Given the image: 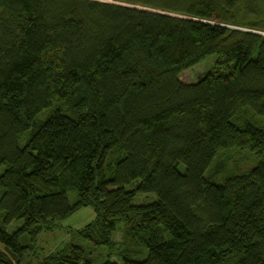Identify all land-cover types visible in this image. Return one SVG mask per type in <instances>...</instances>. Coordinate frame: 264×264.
<instances>
[{
    "label": "trees",
    "instance_id": "trees-1",
    "mask_svg": "<svg viewBox=\"0 0 264 264\" xmlns=\"http://www.w3.org/2000/svg\"><path fill=\"white\" fill-rule=\"evenodd\" d=\"M0 167V264H264V0H0Z\"/></svg>",
    "mask_w": 264,
    "mask_h": 264
},
{
    "label": "rangeland",
    "instance_id": "rangeland-1",
    "mask_svg": "<svg viewBox=\"0 0 264 264\" xmlns=\"http://www.w3.org/2000/svg\"><path fill=\"white\" fill-rule=\"evenodd\" d=\"M215 55H210L206 57L203 61L199 62L189 70L182 72L179 76V79L183 83H195L204 77L207 72V68L215 62ZM228 155L234 157L233 162L240 163V167L245 166L251 158L253 167L257 161L253 160L252 155L249 151L246 150H231L226 153L222 152L216 158H220L222 155ZM236 156V157H235ZM247 161V162H246ZM250 167V168H251ZM181 168V165L179 166ZM229 168L231 166L229 165ZM3 167H0V175L3 172ZM239 173V172H238ZM137 182L134 183V185ZM132 188V186L127 187V189ZM75 198V195L72 196L71 200ZM93 218V213L89 209H80L77 213L67 218L63 222L60 223V227L52 232L42 233L38 239L37 246L35 248V252L33 256H31L30 260L35 263L38 259L43 256L55 251L65 248L69 243L73 242L72 239L69 238L67 230L77 229L85 224L89 223ZM22 224L21 221H14L8 227L6 232L8 234H12L18 227ZM3 249L2 247H0ZM28 262V261H27Z\"/></svg>",
    "mask_w": 264,
    "mask_h": 264
},
{
    "label": "water",
    "instance_id": "water-1",
    "mask_svg": "<svg viewBox=\"0 0 264 264\" xmlns=\"http://www.w3.org/2000/svg\"><path fill=\"white\" fill-rule=\"evenodd\" d=\"M125 6H128V5H125Z\"/></svg>",
    "mask_w": 264,
    "mask_h": 264
}]
</instances>
